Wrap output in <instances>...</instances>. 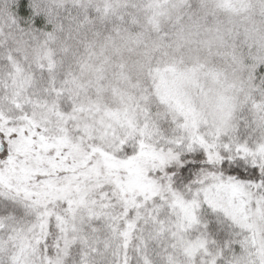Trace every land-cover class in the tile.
Here are the masks:
<instances>
[{"label": "snow or ice", "instance_id": "1", "mask_svg": "<svg viewBox=\"0 0 264 264\" xmlns=\"http://www.w3.org/2000/svg\"><path fill=\"white\" fill-rule=\"evenodd\" d=\"M0 264H264V0H0Z\"/></svg>", "mask_w": 264, "mask_h": 264}]
</instances>
